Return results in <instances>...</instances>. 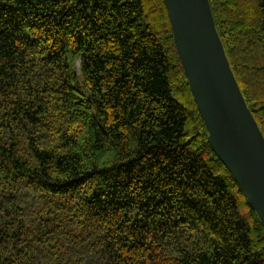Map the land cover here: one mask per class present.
I'll return each mask as SVG.
<instances>
[{
    "label": "trees",
    "instance_id": "16d2710c",
    "mask_svg": "<svg viewBox=\"0 0 264 264\" xmlns=\"http://www.w3.org/2000/svg\"><path fill=\"white\" fill-rule=\"evenodd\" d=\"M264 135V0H209ZM0 264H264L164 0H0Z\"/></svg>",
    "mask_w": 264,
    "mask_h": 264
},
{
    "label": "water",
    "instance_id": "95a60500",
    "mask_svg": "<svg viewBox=\"0 0 264 264\" xmlns=\"http://www.w3.org/2000/svg\"><path fill=\"white\" fill-rule=\"evenodd\" d=\"M208 141L264 229V135L233 73L209 0H164Z\"/></svg>",
    "mask_w": 264,
    "mask_h": 264
}]
</instances>
